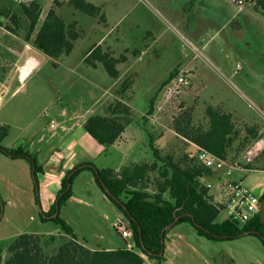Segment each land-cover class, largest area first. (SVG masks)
I'll return each instance as SVG.
<instances>
[{
	"label": "rangeland",
	"instance_id": "374dc122",
	"mask_svg": "<svg viewBox=\"0 0 264 264\" xmlns=\"http://www.w3.org/2000/svg\"><path fill=\"white\" fill-rule=\"evenodd\" d=\"M33 1L40 5L38 26L47 11L62 2L63 6L57 8L59 15L66 22L75 20L82 29V38L75 42L70 56L61 57V66L44 63L37 73L19 82L15 65L26 56H36L38 50L24 39L27 23L23 19L21 29L13 34L6 28L12 27L10 22L0 17V81L8 87L0 106V126H9L2 147L23 146L31 153L32 147L26 141L35 132L48 139L60 132L61 122L69 117L80 120L99 114L101 104L91 106L95 93L82 99L81 90L93 87L91 80L78 76L93 73V81L108 83L111 79L103 68L91 72L84 66L77 67L79 60L100 40L102 51L113 57L135 58L145 49L139 44L152 32L155 40L138 65L143 68L128 71L115 88L119 94L122 85L126 90L130 87L126 101L132 107L131 122L122 139L113 147L103 148L93 165L115 170L150 163V142L175 161L181 162L187 154L195 157V148L175 132L173 123L190 111L192 123L206 128V108L219 107L231 114L238 130L229 159L236 154L231 160L248 170L241 173L244 184L255 195L264 196V151L250 164L242 161L244 152L255 141L253 133L258 138L264 130V11L256 9L258 0H241L240 5L231 0H195L197 5L193 1L165 0L167 9L163 0H86L101 7L103 19L76 11L66 4L67 0H0V8L17 12L20 4ZM178 3L193 10L189 27L168 10L181 8ZM123 59L117 65L120 73L130 64L125 65ZM71 64L79 75L60 81L57 71ZM179 77L184 83L175 87ZM62 109L67 115H60ZM51 120L56 124L54 129L49 128ZM36 160L39 165L40 159ZM216 176L211 174L203 182L214 183ZM157 178V172L150 175L146 184L149 191ZM262 216L264 219V206ZM60 217L87 248L118 250L133 245L132 237L122 239L114 230L120 214L90 171L81 172L73 181L72 197L61 206ZM226 219V212L221 211L217 222ZM23 233L58 236L61 232L53 222L41 220L30 165L0 152V242ZM164 244L161 264H264V244L259 236L244 234L234 240L211 241L198 236L191 224L181 223L167 230Z\"/></svg>",
	"mask_w": 264,
	"mask_h": 264
},
{
	"label": "trees",
	"instance_id": "16d2710c",
	"mask_svg": "<svg viewBox=\"0 0 264 264\" xmlns=\"http://www.w3.org/2000/svg\"><path fill=\"white\" fill-rule=\"evenodd\" d=\"M56 3L58 6L47 11L40 26V5L37 1L20 4L17 12L0 8V17L12 25L6 26L11 33L15 34L21 29V19L27 23L25 41L47 56L53 66H56L55 61L68 56L75 42L82 38L78 23L75 20L66 22L57 11L63 3ZM66 4L88 17L104 18L101 7L86 0H67ZM256 9L264 11V0L256 2ZM122 59L102 51L100 45H94L86 54L84 63L90 68L100 64L111 79H117L119 71L116 66ZM172 76L170 74L168 78ZM131 113L128 106L115 101L99 114L89 115L83 128L99 145L107 148L120 141L131 122ZM206 116L208 126L203 128L195 126L190 111H185L173 123V128L187 141L215 156L229 159L238 135L231 114L219 107L208 106ZM8 131L9 126H0V143ZM256 139L257 135L253 133L252 140ZM149 146L153 156L150 163L122 166L115 171L83 162L68 170L54 203L44 212L39 200L38 180L42 167L38 165L35 155L23 146L4 148L0 145V152L6 157L25 160L30 165L35 203L40 209L41 220L53 222L61 232L58 236L23 233L8 242H0V264H148L142 255L155 264H161L164 261L166 232L181 223L191 224L196 234L207 240H234L245 234L259 236L264 244V219L260 214L243 226L230 219L217 222L221 209L211 203L208 189L201 182L212 172L199 165L195 157L187 154L181 162L175 161L169 155H162L151 142ZM262 154L264 158V152ZM235 155L231 159H235ZM83 171L92 173L96 185L127 222L132 234V250L126 247L118 250L87 248L77 239L71 226L60 217L61 206L72 197V183ZM155 172L158 178L152 184V191H149L146 184ZM263 201L264 196H260V202Z\"/></svg>",
	"mask_w": 264,
	"mask_h": 264
},
{
	"label": "crops",
	"instance_id": "0c3cea01",
	"mask_svg": "<svg viewBox=\"0 0 264 264\" xmlns=\"http://www.w3.org/2000/svg\"><path fill=\"white\" fill-rule=\"evenodd\" d=\"M185 2L188 1H193V5H197V2L195 0H183ZM163 4L168 5L167 1L163 0ZM181 8L179 9H169L172 14L176 15L178 19H181L183 22L187 23L186 26H190V18L191 15L193 14V10L190 9L189 5L187 6L186 4L183 3H178ZM166 7V6H165ZM225 9V7H223ZM167 9V7H166ZM215 24L216 21L214 22ZM153 33L150 32V38L146 37L144 38L143 42H141V46H144L145 49L141 50V52L135 57V58H125L123 59V62L128 63L130 62L129 66H125L126 69L120 73L117 79H111V82H103L99 80H92L93 78V73H90L89 76L84 77L82 73L77 74L78 72L77 69H75L76 66L71 65H66L64 66L63 71H57L58 76L60 78V81H62L61 78H64L66 80H71L69 77L70 75L76 74L78 77H82V79L87 78L88 81L91 80V84L93 87L88 88V89H82L81 94H82V99H89L90 95H93L94 93L96 94V98H94L91 103V106L93 105H100L98 107V110L102 112L106 106L109 104L119 101L125 104L132 109L130 103L126 101L127 99V94L129 93L128 89L130 87L124 86L123 91L119 92V94L115 93V88L119 85V83L123 80V76L127 74L128 71H133L132 69L139 68L138 65L139 63H142L145 60V56L148 55L147 51H149L150 46L152 45V41L155 40L153 37H151ZM151 39V42L148 40ZM94 45H100L101 46V40L97 42ZM29 49V48H28ZM126 50V49H125ZM89 51V50H88ZM85 52V54L81 57L79 60L77 67L79 66H84L83 68H88L91 70V72L97 71L100 68H103L100 64L96 65V68H90L86 67L84 63V59L86 57V54L88 53ZM27 53V51H25ZM36 56L34 57L37 62L38 66L35 68V70L26 78L28 79L32 74L37 73L38 70L43 66L44 63H49L51 64V60L45 56L43 53L40 51L35 52ZM69 54L68 56H70ZM41 56V57H39ZM30 56H26L23 58V61L20 64H16L15 67H17V78L18 81L21 82L20 79V72L26 63L27 59ZM43 58V59H42ZM63 58V57H62ZM58 59L55 61L56 66H61L63 64L64 59ZM62 59V60H61ZM156 59V58H154ZM45 60V61H44ZM149 62V61H148ZM118 65V64H117ZM117 70L119 71L118 67L116 66ZM1 76L3 75L0 73ZM60 74V75H59ZM56 77V78H57ZM25 79V80H26ZM24 81V80H23ZM4 83V82H3ZM8 88V87H7ZM83 105V104H82ZM88 112V110H87ZM61 116L67 115V112L62 109L61 111ZM91 115V114H89ZM88 115V116H89ZM70 118V117H69ZM67 119L63 120L61 122L60 126V132L55 133L52 135L50 138L46 139L43 138L42 136H38V133L35 132L32 134L30 139L26 141V143H29V146L32 147L31 153L35 155L36 159H40L41 163L39 164L42 167V173L38 174V180H39V197H40V204H41V209L44 212H47L52 204L55 201L56 195L58 190L60 189V184L61 181L65 175V173L68 170H71L75 166L83 163V162H91L93 163L96 159V157H99L104 151H103V146L99 145L94 139H92L84 130L83 124L85 122L86 118H81L80 120H75V119ZM54 123V127H51V124ZM56 127V124L53 120L49 122V128L54 129ZM123 136V134H122ZM122 136L120 140L122 139ZM118 143V142H117ZM194 148L195 146L193 143L189 142ZM116 144V143H115ZM114 144V145H115ZM113 145V146H114ZM112 146V147H113ZM28 149V148H27ZM196 150V149H195ZM195 156V155H194ZM122 166H120L121 168ZM120 168L115 169V171L119 170ZM243 172H236L234 177L235 178H240L244 180V177H242ZM246 173V172H244ZM263 202H260V212L259 214L262 216L263 214ZM263 218V216H262Z\"/></svg>",
	"mask_w": 264,
	"mask_h": 264
},
{
	"label": "built area",
	"instance_id": "2783aa9c",
	"mask_svg": "<svg viewBox=\"0 0 264 264\" xmlns=\"http://www.w3.org/2000/svg\"><path fill=\"white\" fill-rule=\"evenodd\" d=\"M232 3L240 5L241 0H231ZM184 83V78L179 77L174 83L175 87ZM8 94V88L0 81V106ZM54 127V123L51 124ZM196 149V162L204 168L210 170L212 175L217 174L213 182H201L208 189V197L213 205L221 211L226 212L227 219L237 223L240 226L251 221L260 212V196L255 195L245 184L244 180L235 178L236 172H247L238 161L223 159L209 151L193 144ZM264 151V130L260 136L250 145L242 156V161L247 164L253 162ZM114 230L122 239L131 238V230L127 222L120 216L113 224ZM128 250L133 249V245L126 244ZM148 264H155L142 255Z\"/></svg>",
	"mask_w": 264,
	"mask_h": 264
},
{
	"label": "water",
	"instance_id": "95a60500",
	"mask_svg": "<svg viewBox=\"0 0 264 264\" xmlns=\"http://www.w3.org/2000/svg\"><path fill=\"white\" fill-rule=\"evenodd\" d=\"M37 66V60L34 57L30 56L20 72V79L25 80L35 70Z\"/></svg>",
	"mask_w": 264,
	"mask_h": 264
}]
</instances>
